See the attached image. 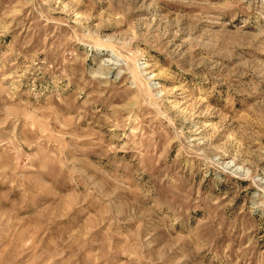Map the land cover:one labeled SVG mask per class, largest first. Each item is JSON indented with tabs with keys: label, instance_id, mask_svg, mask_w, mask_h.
<instances>
[{
	"label": "rangeland",
	"instance_id": "rangeland-1",
	"mask_svg": "<svg viewBox=\"0 0 264 264\" xmlns=\"http://www.w3.org/2000/svg\"><path fill=\"white\" fill-rule=\"evenodd\" d=\"M0 264H264V0H0Z\"/></svg>",
	"mask_w": 264,
	"mask_h": 264
}]
</instances>
